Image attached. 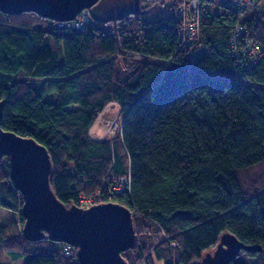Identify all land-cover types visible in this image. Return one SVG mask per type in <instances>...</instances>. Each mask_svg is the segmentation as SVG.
Returning a JSON list of instances; mask_svg holds the SVG:
<instances>
[{
    "label": "trees",
    "instance_id": "16d2710c",
    "mask_svg": "<svg viewBox=\"0 0 264 264\" xmlns=\"http://www.w3.org/2000/svg\"><path fill=\"white\" fill-rule=\"evenodd\" d=\"M156 1L81 30L55 28L33 12L0 11L1 126L46 147L51 185L65 205L99 194L96 204L131 210L137 240L122 254L129 264H193L225 233L255 248L230 264H264V11L250 19L206 14L194 44L206 55L193 62L181 45L176 5L164 0L172 15L145 19ZM240 23L262 51L250 68L234 53ZM39 80L56 102L36 91ZM71 104L79 108L67 109ZM115 105L118 135L92 138L99 116ZM117 177L130 180L125 191L113 188ZM22 206L3 156L0 207L19 220L0 222V258L79 264L73 247L65 254V245L48 237L24 238Z\"/></svg>",
    "mask_w": 264,
    "mask_h": 264
},
{
    "label": "water",
    "instance_id": "95a60500",
    "mask_svg": "<svg viewBox=\"0 0 264 264\" xmlns=\"http://www.w3.org/2000/svg\"><path fill=\"white\" fill-rule=\"evenodd\" d=\"M140 0H0L9 15L33 12L55 22H70L84 11L95 21H120L140 10ZM55 28H58L55 25ZM5 102L0 101V158L8 157L11 180L22 194V234L30 242L46 237L76 249L79 264H129L123 253L133 249L137 232L129 208L118 203H98L89 208L65 205L55 194L53 163L45 146L1 126ZM241 250L255 248L225 233L217 246L193 264H230Z\"/></svg>",
    "mask_w": 264,
    "mask_h": 264
},
{
    "label": "built area",
    "instance_id": "2783aa9c",
    "mask_svg": "<svg viewBox=\"0 0 264 264\" xmlns=\"http://www.w3.org/2000/svg\"><path fill=\"white\" fill-rule=\"evenodd\" d=\"M140 1H154V0H140ZM167 4L176 5L178 15L181 21V29L179 31V38L182 47L189 49L190 59L193 62L204 59L206 50L203 47H196L194 44L200 38L201 21L203 17L212 13L219 19L224 16H229L233 11L241 19H250L253 12L264 11L261 6L263 0H165ZM95 20L84 11L80 17L70 22H56L58 28L72 27L76 30H81L87 23H94ZM233 46L235 54L242 59L244 67L250 68L255 66L262 57L260 45L248 35L247 29L242 23L238 24L234 30ZM241 40V41H240ZM240 41L241 43H238ZM130 180L128 178L117 177L113 180V188L116 191H125L128 188ZM80 204L84 207H91L100 201V195L97 194L95 198L86 199L80 197ZM64 253L69 254L71 245L64 244ZM174 246V243L172 244Z\"/></svg>",
    "mask_w": 264,
    "mask_h": 264
},
{
    "label": "rangeland",
    "instance_id": "374dc122",
    "mask_svg": "<svg viewBox=\"0 0 264 264\" xmlns=\"http://www.w3.org/2000/svg\"><path fill=\"white\" fill-rule=\"evenodd\" d=\"M260 4L264 9V0L261 1ZM172 13H173L172 9L165 4L164 0L163 2L160 0H157L155 3H152L147 8L145 12V19L147 21H155L158 18L169 17L172 15ZM44 83H45V80H39V81L32 82V85L34 86V88L36 89L38 93L42 94L45 101L52 102V103L56 102L57 100L56 92L53 91V92L43 93ZM78 108L79 106L77 104H71L67 106V109L69 110H76ZM121 124H122V117L120 115V110L118 109L116 105L109 106L99 116L98 120L96 121L95 125L92 127L90 131L91 133L90 135L92 138L97 139V140H100L103 138L112 139L115 136H117L118 133L120 132ZM97 136H99L100 138H97ZM80 207L87 208V207H84V205L82 206L81 204H80ZM20 215L22 216L21 211H20ZM18 220H19L18 213H15V212H12L10 210L0 207V222L1 223L8 224L14 221L18 222ZM62 244H65V243H62ZM0 261L3 264H25L26 263V259L21 258L18 260H13L8 254H3L0 258ZM153 262L154 264H164L162 260H157L156 258H154Z\"/></svg>",
    "mask_w": 264,
    "mask_h": 264
},
{
    "label": "bare ground",
    "instance_id": "6f19581e",
    "mask_svg": "<svg viewBox=\"0 0 264 264\" xmlns=\"http://www.w3.org/2000/svg\"><path fill=\"white\" fill-rule=\"evenodd\" d=\"M66 28V27H65ZM67 28H72V27H67Z\"/></svg>",
    "mask_w": 264,
    "mask_h": 264
},
{
    "label": "crops",
    "instance_id": "0c3cea01",
    "mask_svg": "<svg viewBox=\"0 0 264 264\" xmlns=\"http://www.w3.org/2000/svg\"><path fill=\"white\" fill-rule=\"evenodd\" d=\"M100 136V135H99ZM99 136H97V138H100Z\"/></svg>",
    "mask_w": 264,
    "mask_h": 264
}]
</instances>
